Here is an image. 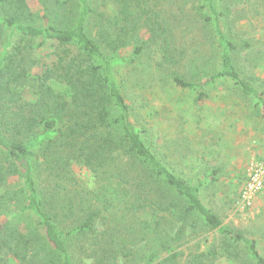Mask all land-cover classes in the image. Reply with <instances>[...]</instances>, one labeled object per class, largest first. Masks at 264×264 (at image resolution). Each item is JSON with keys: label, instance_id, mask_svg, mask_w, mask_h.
<instances>
[{"label": "trees", "instance_id": "1", "mask_svg": "<svg viewBox=\"0 0 264 264\" xmlns=\"http://www.w3.org/2000/svg\"><path fill=\"white\" fill-rule=\"evenodd\" d=\"M166 1L0 0V264H77L76 254L94 264H264L253 239L202 203L201 182L173 173L146 144L115 76L118 63L152 49L199 98L226 79L264 106L226 33L224 3L241 0H200L214 70L184 61L183 9L176 17ZM74 168L90 172L91 186ZM195 218L228 244L178 250Z\"/></svg>", "mask_w": 264, "mask_h": 264}, {"label": "rangeland", "instance_id": "2", "mask_svg": "<svg viewBox=\"0 0 264 264\" xmlns=\"http://www.w3.org/2000/svg\"><path fill=\"white\" fill-rule=\"evenodd\" d=\"M165 4L176 17L183 9L176 41L182 44L184 61L193 60L199 67L209 64L214 70L217 52L210 31L199 21L200 0H167ZM224 6L229 8L226 33L240 45L232 55L233 63L257 91L264 92V0L227 1ZM114 68L132 120L146 144L173 173L191 184L201 182L202 203L222 225L253 239L264 257V192L248 209L234 205L251 152H258L264 144L262 103L226 79L209 83L206 95L199 98L197 89L173 83L174 68L162 65L152 49L133 64L121 62ZM262 97L264 100V93ZM74 171L91 186L90 172ZM182 242L178 250L183 249L187 256L190 251L208 253L209 248L228 244L219 231L210 230L199 218L190 222ZM76 255L77 264H94L92 259ZM213 264L230 263L217 258Z\"/></svg>", "mask_w": 264, "mask_h": 264}, {"label": "built area", "instance_id": "3", "mask_svg": "<svg viewBox=\"0 0 264 264\" xmlns=\"http://www.w3.org/2000/svg\"><path fill=\"white\" fill-rule=\"evenodd\" d=\"M264 192V144L246 163L244 182L239 189L234 205L238 209H248L256 198Z\"/></svg>", "mask_w": 264, "mask_h": 264}, {"label": "crops", "instance_id": "4", "mask_svg": "<svg viewBox=\"0 0 264 264\" xmlns=\"http://www.w3.org/2000/svg\"><path fill=\"white\" fill-rule=\"evenodd\" d=\"M253 143H256V141H253ZM250 144H251V143H250ZM254 153H255V152L252 151L250 157H251ZM248 160H249V159H248ZM260 195H261V194H260Z\"/></svg>", "mask_w": 264, "mask_h": 264}]
</instances>
